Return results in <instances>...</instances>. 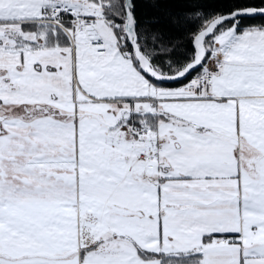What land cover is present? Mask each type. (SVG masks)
I'll return each mask as SVG.
<instances>
[{"label": "snow or ice", "instance_id": "snow-or-ice-1", "mask_svg": "<svg viewBox=\"0 0 264 264\" xmlns=\"http://www.w3.org/2000/svg\"><path fill=\"white\" fill-rule=\"evenodd\" d=\"M0 264H264V0H0Z\"/></svg>", "mask_w": 264, "mask_h": 264}]
</instances>
